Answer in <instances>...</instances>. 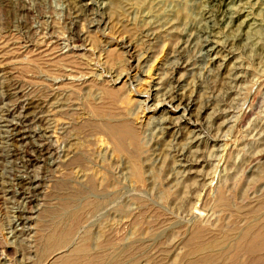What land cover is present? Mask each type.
<instances>
[{"label":"rangeland","instance_id":"obj_1","mask_svg":"<svg viewBox=\"0 0 264 264\" xmlns=\"http://www.w3.org/2000/svg\"><path fill=\"white\" fill-rule=\"evenodd\" d=\"M219 191L264 215V0H0V264H264Z\"/></svg>","mask_w":264,"mask_h":264},{"label":"bare ground","instance_id":"obj_2","mask_svg":"<svg viewBox=\"0 0 264 264\" xmlns=\"http://www.w3.org/2000/svg\"><path fill=\"white\" fill-rule=\"evenodd\" d=\"M173 101H181L180 104H185L184 105L185 111H187L188 109H191L193 107L192 101L183 97V96H179V95L175 96L173 98ZM169 120H170V122H172L171 117L169 118ZM169 120L164 118L162 120L159 119V122H161L162 124H167L169 122ZM130 128H131L130 126L125 125L121 130L124 131L123 132L124 135H126V132L132 135ZM167 128L169 129L170 126H167ZM105 131L118 140V143L116 145L117 153L120 155L122 152H124L123 151L124 145H122L120 138H119V137H121L122 134L119 131H117V128L112 127V126L111 127L106 126ZM78 160H79V158H75V156H74V161L77 162ZM133 162L134 161H132V163L130 165L129 174L132 175L134 178L140 179V178H142L145 171L142 172V168H141L139 163H137V162L133 163ZM180 167H184L183 164H180ZM256 181H259V179H256ZM178 187H176V189H178ZM164 195L167 196L169 199L171 197L170 193L164 192ZM216 202L222 211L229 213V216L232 219L231 229L224 232V233L221 232L222 236L219 237V240H226L228 243H232L230 240H241V239H243L249 233V231L252 229L250 227H255V223H256V225H259L260 222L262 221L263 217H264V215L262 213H260L258 210L243 211V210H240L238 208H235L233 202H231L220 191H219V194L217 195ZM250 219L254 220V222H253L254 225H252V226H250V224L245 225L244 223H246ZM94 240H95V238L92 237L91 235L86 236V238L84 240H80V242L77 243L73 247V249L71 250V254H73L74 252H79L81 250H85V254L87 255V260H86L85 264H119V262H117V260H114V261L111 260V261H107V262H104L102 259L99 260V258L97 257V256H99V254L96 252ZM213 240H218V238H215ZM67 242H68L67 239L62 240L61 242L56 244L58 246L56 249H61L64 247L69 248L71 245H66ZM219 245H220V243H219ZM209 250H210V248L207 247V248L202 249L201 252L205 253ZM51 264H57V263L53 262Z\"/></svg>","mask_w":264,"mask_h":264}]
</instances>
